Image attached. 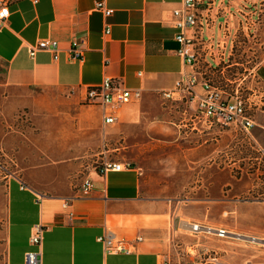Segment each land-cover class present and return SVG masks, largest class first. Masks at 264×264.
<instances>
[{
	"label": "crops",
	"instance_id": "crops-1",
	"mask_svg": "<svg viewBox=\"0 0 264 264\" xmlns=\"http://www.w3.org/2000/svg\"><path fill=\"white\" fill-rule=\"evenodd\" d=\"M100 1L112 10L108 17L96 10V3ZM182 1L11 0L10 15L0 29L2 86L16 93L72 92V96L82 102L88 88L112 78L120 79L126 88L140 90L141 98L112 113L81 106L88 109L104 129V148L98 153L104 159L100 168L104 162L113 161L130 163V169L100 174L93 168L85 172L80 185L65 184L64 189L30 185L15 172H1L5 190L3 264H27L25 254L35 250L29 244L34 226L43 229L42 242L36 249L41 254L38 264H161L169 261L163 237L166 227H173L174 220L172 224L169 222L170 213L163 202L142 198L141 163L149 159L153 147L166 142L170 128L173 129L170 125L204 127V123L195 118L194 104L182 105L160 96L161 91L173 89L182 74L190 71L176 52L179 48L175 41L177 31L171 24V13L181 7ZM214 1L220 4L213 12L210 29L203 31L204 42L197 48L198 72L202 76L206 74L199 66L211 60L208 42L221 35L227 19H230L228 28L233 26L228 31L235 32L239 28L235 20L242 17L239 13L242 0ZM106 29H109L107 34ZM41 40L58 44L56 60L49 51H39L30 57L29 49ZM73 41L80 42L81 60L69 59L68 50ZM255 78L262 88L263 99L255 104L258 112L252 132L254 137L262 139L264 60ZM109 114L116 117V121L105 124L104 116ZM36 172L39 171L34 170L32 176ZM86 179L92 182L93 189L84 193L81 184ZM67 199L69 205L63 207ZM190 225L181 227L178 220L175 227L194 234ZM107 231L126 240L136 237L143 240L132 245L130 253L110 254L97 241V237ZM200 234L215 236L195 233ZM215 250L205 244L199 245L198 252L206 259L205 255L215 254ZM205 261L211 264L214 259L210 256Z\"/></svg>",
	"mask_w": 264,
	"mask_h": 264
},
{
	"label": "rangeland",
	"instance_id": "rangeland-1",
	"mask_svg": "<svg viewBox=\"0 0 264 264\" xmlns=\"http://www.w3.org/2000/svg\"><path fill=\"white\" fill-rule=\"evenodd\" d=\"M239 3L242 17L235 20L239 28L212 39L211 60L199 70L211 84L228 94L237 92L251 104L253 127L247 134L235 127L207 130L199 124L196 129L190 124L170 125L173 129L166 142L153 147L149 159L141 163L142 198L163 202L169 222L174 220L163 237L168 264H206L210 256L211 264L264 262V244L195 235L175 227L181 220V227L200 223L264 239V136L254 137L252 132L258 112L255 104L263 99L255 73L264 60V0ZM229 20L225 29L233 27L228 28ZM72 95L16 93L0 82V174L15 172L30 185L64 189L65 184L80 185L85 172L100 168L104 129ZM34 170L39 172L32 176ZM0 182L3 264L5 190L4 180ZM205 244L216 252L203 259L198 251Z\"/></svg>",
	"mask_w": 264,
	"mask_h": 264
},
{
	"label": "built area",
	"instance_id": "built-area-1",
	"mask_svg": "<svg viewBox=\"0 0 264 264\" xmlns=\"http://www.w3.org/2000/svg\"><path fill=\"white\" fill-rule=\"evenodd\" d=\"M11 0H0V29L10 15L9 5ZM220 2L214 0H183L181 7L171 13V24L177 31L175 41L179 48L177 54L180 55L185 66L190 71L182 74V77L175 83L173 89L161 91L160 96L165 101H173L182 105H195V118L204 123V129L215 130L217 128L235 126L244 133H249L253 127V120L249 113L251 104L237 95V92L228 94L218 86L211 84V80L202 76L198 72V46L202 45L203 31L210 29L212 15ZM222 4V3H221ZM96 10L102 11L108 17L112 10L106 8L104 1L96 3ZM228 29H223L227 31ZM109 33V29L105 30ZM214 45L210 41V48ZM80 42L73 41L68 55L70 60H81L82 53ZM39 51H49L53 54V59H57L58 44L52 40H41L29 49L30 57H34ZM141 98L140 90L126 88L120 79L105 78L101 85L88 88L82 105L97 107L109 112L117 110L123 105H127ZM249 106V107H248ZM116 121L113 115H105L104 123L112 124ZM130 163L106 161L99 168L100 174L109 171L121 172L130 169ZM93 189L90 180H84L81 184V191L87 193ZM69 200L63 201V207H68ZM193 233L213 234L219 238H230L232 240L242 241L250 244L263 245V241L255 236H245L238 233H231L223 228H212L201 226L198 223L191 224ZM43 237V229L40 226H34L32 235L29 238V244L35 248L34 251H28L25 254L27 264L40 263V252L36 249L40 247ZM142 237H136L132 240L117 237L113 232L107 231L97 237V241L104 246L106 253H130L132 245L141 242ZM161 264H168L166 261ZM261 264H264L262 262Z\"/></svg>",
	"mask_w": 264,
	"mask_h": 264
},
{
	"label": "bare ground",
	"instance_id": "bare-ground-1",
	"mask_svg": "<svg viewBox=\"0 0 264 264\" xmlns=\"http://www.w3.org/2000/svg\"><path fill=\"white\" fill-rule=\"evenodd\" d=\"M262 241H263V243H264V239H261Z\"/></svg>",
	"mask_w": 264,
	"mask_h": 264
}]
</instances>
